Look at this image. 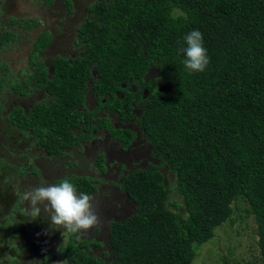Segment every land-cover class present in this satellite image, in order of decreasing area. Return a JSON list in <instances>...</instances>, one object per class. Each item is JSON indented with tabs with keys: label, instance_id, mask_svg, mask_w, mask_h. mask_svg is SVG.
<instances>
[{
	"label": "trees",
	"instance_id": "obj_1",
	"mask_svg": "<svg viewBox=\"0 0 264 264\" xmlns=\"http://www.w3.org/2000/svg\"><path fill=\"white\" fill-rule=\"evenodd\" d=\"M86 12L76 32L83 54L56 62L44 81L53 99L26 115L15 107L12 122L49 154L65 153L62 148L78 139L67 128L70 120L91 116L74 115L91 80L98 107L122 114L135 99L154 159L123 175L121 187L135 207L111 222L107 248L98 254L89 243L102 242L70 232L64 264H190L197 245L231 217L237 199L248 202L254 216L264 264V0H92ZM37 22L36 17L12 21L26 30ZM196 29L210 58L203 72H189L183 64L184 37ZM7 33L1 48L15 34ZM131 84L137 90H130ZM167 172L174 174L178 202L169 199ZM66 178L79 191L95 189L87 177ZM13 192L10 197L9 189L0 191V210L6 207L11 217L14 212L32 232ZM4 194H9L6 204ZM40 242L38 262L51 264V253ZM8 251L0 249V264H17V255Z\"/></svg>",
	"mask_w": 264,
	"mask_h": 264
},
{
	"label": "flooded vegetation",
	"instance_id": "obj_2",
	"mask_svg": "<svg viewBox=\"0 0 264 264\" xmlns=\"http://www.w3.org/2000/svg\"><path fill=\"white\" fill-rule=\"evenodd\" d=\"M29 1L6 0V5L2 6L0 14L2 21L0 44L2 40L9 38L8 31L15 33L2 48L0 45V78L3 77L4 82L0 84V129L8 132L10 127H14L16 130L13 135L25 139L19 150L15 151L11 148L8 150L20 159L8 165L0 161V165H5L0 169V179H2L0 191L12 184L11 178L8 179L7 175L15 178L14 183L18 178L30 176L33 180L35 176L42 177L41 179L48 184L51 178L58 183L63 179L59 178L60 175L87 177L88 185L95 188L87 194L94 198L93 203L100 222L91 229L82 230L79 233L82 239L89 242L93 240L102 242L103 245L98 247L89 243L93 251H102L107 248L111 222L124 219L135 207L121 187L123 175L145 167L150 160L154 159L152 146L139 124L142 109L136 105L135 99L131 101V108L125 109L122 114L106 106L98 107L99 103L93 92V82L90 80L83 107L77 104L74 115L78 111H89L91 116L85 120L86 116L76 114L70 120L67 128L77 135L78 139L62 148L65 153L49 154L43 143L37 142L29 132L24 135L12 122V111L15 107L20 108L26 115L35 104L49 103L53 99L54 95L45 89L44 81L54 72L56 62L83 54V45L79 42L76 32L78 25L87 15L88 5L92 3V0H53L50 4H46L44 0H32L37 1L34 3L35 8L30 6ZM34 16L38 24L28 30L21 28L19 24L12 23L14 18L33 19ZM4 63L8 67L6 65L3 69ZM18 87L21 91L24 90V93L17 91ZM130 90L135 91L137 88L131 84ZM143 92L145 93L146 90ZM104 100L105 97L101 99V101ZM128 111L132 114L131 116ZM41 133L45 137V133ZM0 149V158H5L3 154L8 151L1 146ZM52 157H55L62 166L61 169L67 172L63 173L51 167L48 162ZM28 169H34L36 172ZM21 170L26 171L21 173ZM164 170L167 169L164 167ZM171 174L167 172L169 180H171ZM21 181L23 184L24 180ZM77 191L85 193L78 189ZM12 192L11 187L10 197ZM6 211L9 212L7 209ZM32 222L30 219L31 225H33ZM49 222L52 224L51 220ZM93 231L94 236H83V233L89 234Z\"/></svg>",
	"mask_w": 264,
	"mask_h": 264
},
{
	"label": "rangeland",
	"instance_id": "obj_3",
	"mask_svg": "<svg viewBox=\"0 0 264 264\" xmlns=\"http://www.w3.org/2000/svg\"><path fill=\"white\" fill-rule=\"evenodd\" d=\"M13 1L15 2V0ZM29 2L32 4L37 1L30 0ZM4 5H6V0H0V14L2 6ZM34 7L36 8V6ZM0 23H2L1 18ZM15 130L14 127H10V131L8 132L5 129H0V146L6 151H8L9 148L15 151L19 150L21 145L25 142L23 137L13 135ZM3 155L7 158L6 164H12L20 159L16 154L13 155L12 153H9V151ZM48 163L51 167L56 168L60 172H67V170L64 171L61 169L62 166H60L55 157H52ZM61 163H63V161H61ZM3 166L5 165H0V169ZM101 167L102 166H100V168ZM171 175V192L169 194V199H175L178 202L179 195L174 188V174ZM64 176L65 175H60L59 178H64ZM10 178L12 184L5 188L11 190V187L13 186L12 190H15V195L18 192H24L33 187L39 186L43 181L41 179L42 177L39 178L34 176V179L32 180L31 177L28 176L18 178L14 183L13 180H15V178H12L11 176ZM21 180H24L23 184ZM0 181H2V179H0ZM55 182V179L51 178L49 184H55ZM9 194L4 196V203L9 197ZM25 207L26 204L21 203V208L23 209ZM41 209V216L36 219H32L31 216L27 215L37 224V226L30 224L29 228H31L32 232H28L25 229V225L16 221L14 212H10L12 215L11 217L5 212V208L0 210V249L7 248L10 254L17 255V264H39L37 260H39L40 256H38L39 252L37 253L36 251L41 248V246H38L41 243L40 241L47 244L46 246L52 256L51 264H64L63 252L70 231L62 229V227L59 229L56 225L50 226L49 214L43 211V205H41ZM248 209V202L245 200L237 199L234 201L231 217L215 228L214 235L210 240L197 245L196 255L190 264H260L256 223L253 214L249 212ZM10 223L13 224L9 225ZM38 227L45 233L40 234L37 229ZM83 236H94V231L89 234L83 233ZM10 237L17 241L18 247H10ZM94 252L100 254L99 250Z\"/></svg>",
	"mask_w": 264,
	"mask_h": 264
},
{
	"label": "clouds",
	"instance_id": "obj_4",
	"mask_svg": "<svg viewBox=\"0 0 264 264\" xmlns=\"http://www.w3.org/2000/svg\"><path fill=\"white\" fill-rule=\"evenodd\" d=\"M184 41L187 47L181 51L186 55L183 61L185 69L189 72L205 71L210 58L204 46L203 33L198 29L191 30L184 37ZM17 196L20 203L26 204V207L22 209L26 215L31 216L32 219L40 217L41 205H43V211L49 214L52 224L72 233L87 231L100 222L93 196L78 192L76 185L68 178L61 179L55 184L42 181L41 185L18 192ZM11 224L13 223L9 225ZM9 243L12 248L18 247L17 241L11 237Z\"/></svg>",
	"mask_w": 264,
	"mask_h": 264
},
{
	"label": "crops",
	"instance_id": "obj_5",
	"mask_svg": "<svg viewBox=\"0 0 264 264\" xmlns=\"http://www.w3.org/2000/svg\"><path fill=\"white\" fill-rule=\"evenodd\" d=\"M30 6H35V4L34 3H32V4L30 3Z\"/></svg>",
	"mask_w": 264,
	"mask_h": 264
}]
</instances>
